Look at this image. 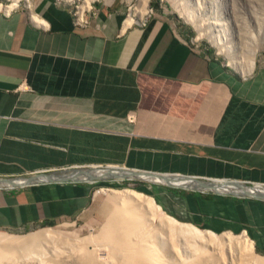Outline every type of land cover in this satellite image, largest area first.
<instances>
[{"label": "crops", "instance_id": "obj_1", "mask_svg": "<svg viewBox=\"0 0 264 264\" xmlns=\"http://www.w3.org/2000/svg\"><path fill=\"white\" fill-rule=\"evenodd\" d=\"M86 9L81 23L60 0L0 11V177L114 166L263 187L264 64L233 71L157 4L127 26L125 0ZM97 182L0 188V230L77 219ZM141 183L180 222L264 255V200Z\"/></svg>", "mask_w": 264, "mask_h": 264}, {"label": "bare ground", "instance_id": "obj_2", "mask_svg": "<svg viewBox=\"0 0 264 264\" xmlns=\"http://www.w3.org/2000/svg\"><path fill=\"white\" fill-rule=\"evenodd\" d=\"M17 1L13 0L12 5ZM141 1V6L126 17L124 26L142 17L147 0ZM25 2L29 6L30 1ZM12 5L0 3V11H8ZM183 16L193 23L187 14ZM209 23L216 27L222 22L211 20ZM211 37V42L222 51V37ZM234 45L235 42L227 48L232 55ZM252 67L251 59L249 70ZM222 190L238 188L227 184ZM106 195L112 209L103 225L89 238L48 230L26 236L0 233V264H70L68 260L73 258L80 264H264V258L255 256L252 242L244 233L217 236L210 230L179 222L163 211L151 196L134 189H110ZM167 235L180 237L186 246L171 244ZM96 246L107 250L106 259L95 257Z\"/></svg>", "mask_w": 264, "mask_h": 264}, {"label": "rangeland", "instance_id": "obj_3", "mask_svg": "<svg viewBox=\"0 0 264 264\" xmlns=\"http://www.w3.org/2000/svg\"><path fill=\"white\" fill-rule=\"evenodd\" d=\"M29 1L31 4L32 0ZM60 1H66L74 11L75 6H78V8L81 9L83 6L84 8L87 6L86 8L89 9V6H91L94 0ZM125 2L127 8V16L128 12H133L135 11L134 8L140 7L142 1L125 0ZM0 3L4 6L12 5L13 0H0ZM156 4L157 6H161L162 9L170 12L179 20V22L183 23L185 27H188V29H190L191 32L189 36L192 41V47L201 50L204 53L216 56L219 60L222 61L224 65H226L233 71H236L237 73L248 74L249 71L254 69L256 65L264 64V0H147L144 14H142L141 16L143 17L149 13H152ZM18 7H25L29 9V6L26 5L25 0H18L17 3L15 5H12L8 11ZM186 14L193 21V23L197 24V26L185 20L183 15ZM211 20H217L222 23L216 27L211 26L209 25V21ZM197 27H199V29ZM211 35L222 37V39L220 38V40L223 42L225 50L223 49L221 51L220 48L217 47V45L211 42ZM234 42V46H236V48H234L233 50L235 54L232 55V52L230 53L227 48ZM251 59L253 60V67L251 68V70H249V61ZM104 181H107L109 184L96 187L87 211L84 213V215L77 219L65 220L55 225L43 226L23 233H12L2 230H0V233H4L5 235L26 236L36 231L48 230L51 233H68L70 235H77L80 238H89L90 236H92V234H95L103 225L107 214L112 209V205L106 198L108 197L106 194H108L110 189L130 188L149 195L154 199L152 195L138 190L136 186L139 185V182L135 180L115 182L114 179H108ZM141 182L150 183L147 181ZM154 201L156 202L155 199ZM160 207L162 208L161 205ZM198 228L204 229L200 227ZM213 232L217 234V236H221V234L224 236L225 233H231L233 235L240 234L239 232L235 233L230 231ZM165 235L166 234H164V236ZM167 236H170V240L168 239V241L171 244H176V246L180 247L186 246L183 239H181L180 237L175 235ZM97 247L98 246H96L97 250H95V257H99V260L106 259L107 250L103 247ZM253 252L254 254H256L255 256L264 258V255L258 254L254 250V248ZM68 261L70 264L79 263L74 262V258L73 260H71L74 263H71L70 260Z\"/></svg>", "mask_w": 264, "mask_h": 264}, {"label": "water", "instance_id": "obj_4", "mask_svg": "<svg viewBox=\"0 0 264 264\" xmlns=\"http://www.w3.org/2000/svg\"><path fill=\"white\" fill-rule=\"evenodd\" d=\"M114 180H135L157 182L163 185L198 190L200 192H212L222 195H234L237 197H254L264 200V186L248 185L238 181L219 179H201L187 175L163 174L153 171H141L133 169H121L118 167H91L71 168L52 173H35L22 177H0V188H16L34 183H49L63 181H104ZM230 184L238 190H222L224 185Z\"/></svg>", "mask_w": 264, "mask_h": 264}, {"label": "trees", "instance_id": "obj_5", "mask_svg": "<svg viewBox=\"0 0 264 264\" xmlns=\"http://www.w3.org/2000/svg\"><path fill=\"white\" fill-rule=\"evenodd\" d=\"M137 182H139V181H137ZM108 184H109V183H108L107 181H102V180H100V181L97 182V185H98V186H103V185H108ZM136 188H137L138 190H140V191H143V192H145V193H148V194L152 195V196L154 197V199L156 200V202L159 203V199H158L155 195H153L152 191L149 190V189L145 186V184L139 182V185L136 186ZM175 190L184 191V190H182V189H180V188H177V189H175ZM205 195H206L207 197H209L210 195H212V193H206ZM159 204H160V203H159ZM160 205H161V204H160ZM162 208H163V207H162ZM163 210L166 211L168 214L171 215V213L168 212L166 209L163 208Z\"/></svg>", "mask_w": 264, "mask_h": 264}, {"label": "built area", "instance_id": "obj_6", "mask_svg": "<svg viewBox=\"0 0 264 264\" xmlns=\"http://www.w3.org/2000/svg\"><path fill=\"white\" fill-rule=\"evenodd\" d=\"M59 1V0H58ZM84 10L85 9H81V8H78V6H75V10L73 11V14H74V16H75V20H76V22L77 23H81L82 22V15H83V12H84ZM132 14L133 12H128V14H127V16L129 15V14ZM126 16V17H127Z\"/></svg>", "mask_w": 264, "mask_h": 264}]
</instances>
